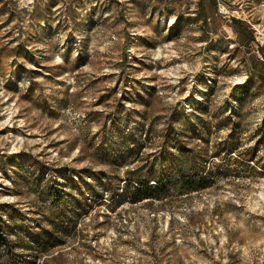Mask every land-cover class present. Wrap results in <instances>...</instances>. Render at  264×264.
Returning a JSON list of instances; mask_svg holds the SVG:
<instances>
[{
  "label": "rangeland",
  "instance_id": "1",
  "mask_svg": "<svg viewBox=\"0 0 264 264\" xmlns=\"http://www.w3.org/2000/svg\"><path fill=\"white\" fill-rule=\"evenodd\" d=\"M247 30L264 47V0H0V233L20 264H264V65ZM169 131L207 184L135 202L125 179Z\"/></svg>",
  "mask_w": 264,
  "mask_h": 264
},
{
  "label": "trees",
  "instance_id": "2",
  "mask_svg": "<svg viewBox=\"0 0 264 264\" xmlns=\"http://www.w3.org/2000/svg\"><path fill=\"white\" fill-rule=\"evenodd\" d=\"M216 4L217 0H211ZM203 21L207 22V16L203 17ZM233 24L235 27L240 28L245 24V22L237 17L233 18ZM245 36L249 41H256L258 45V50L261 52V58L255 57V61L264 65V47L261 45L257 38L254 36L253 31L247 30L243 31ZM108 138H103L101 144L95 147V152H99L103 149L105 157L109 158L108 156ZM112 144V143H111ZM176 145V138L172 136L171 131H169L163 137L160 143V156L155 157V159L151 162V167L149 172L144 173L142 170L144 168L143 165L130 170L132 172L131 178L125 179V185L123 189L127 188L129 190L130 198L137 202L144 200L146 198L156 197L160 194H155L153 189L159 188L163 189L171 182H174L177 186L185 188L187 192H192L196 188L202 186L205 187L207 184V180L211 175V168H207V160L201 161L196 157H188V156H177L174 157V154L171 153L172 147ZM107 149V150H106ZM250 152V151H249ZM258 159L256 153L251 151L248 160L253 161L254 163ZM264 169V167H262ZM92 173L91 177L96 178L99 176V181L102 182L103 185L108 187L111 191H118L119 186H114V180L110 176H104V178L100 175L93 173V170L90 171ZM84 180L87 177L83 178ZM150 191V192H149ZM61 203V198L59 197L58 200L52 201V206L59 207ZM9 207V205H3ZM5 211V210H4ZM7 211V210H6ZM9 211V210H8ZM11 213V212H10ZM15 221V218H12ZM1 225H5V220L3 217H0ZM4 227V226H3ZM4 230L0 233V257L2 256L1 251H5L6 257V264H18L21 263L20 260H16V249H15V242H11L8 238V235H3ZM52 234L48 237L50 238ZM48 238H43V242H47Z\"/></svg>",
  "mask_w": 264,
  "mask_h": 264
}]
</instances>
